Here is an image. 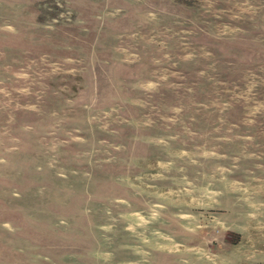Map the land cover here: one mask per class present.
Returning a JSON list of instances; mask_svg holds the SVG:
<instances>
[{
    "label": "rangeland",
    "instance_id": "1",
    "mask_svg": "<svg viewBox=\"0 0 264 264\" xmlns=\"http://www.w3.org/2000/svg\"><path fill=\"white\" fill-rule=\"evenodd\" d=\"M0 264H264V0H0Z\"/></svg>",
    "mask_w": 264,
    "mask_h": 264
}]
</instances>
